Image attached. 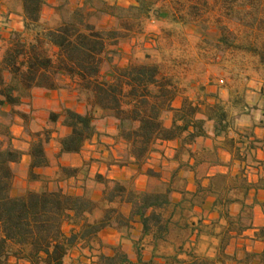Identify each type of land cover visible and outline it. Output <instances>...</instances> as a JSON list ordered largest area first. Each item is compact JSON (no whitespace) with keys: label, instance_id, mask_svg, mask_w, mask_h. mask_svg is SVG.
Wrapping results in <instances>:
<instances>
[{"label":"trees","instance_id":"obj_1","mask_svg":"<svg viewBox=\"0 0 264 264\" xmlns=\"http://www.w3.org/2000/svg\"><path fill=\"white\" fill-rule=\"evenodd\" d=\"M68 1L64 0L60 8L67 6ZM79 1L81 4L70 8L69 16L61 24L45 28L41 24L45 1L23 0L24 31L14 32L8 42L0 38V47L4 45L0 57V264H67L72 251L80 245L92 254L99 249L96 264H227L228 260L233 264H264V248L260 253L246 252L242 260L226 254L230 235L252 229L245 224L243 212L235 219L228 211L223 215L228 230L220 258L194 257L184 252L183 246L180 253L155 256L178 223L179 208L173 205L169 189L138 192L98 175L97 182L105 185L103 201L109 205L127 204L131 212L127 218L118 208L109 207L95 222L90 221V216L97 209V202L86 196L47 189L12 195L15 180L12 165L22 160L23 152L13 147L11 127L16 120L31 125L30 116L18 108L36 89L57 91L66 85L77 97L87 96L85 113L64 107L61 112L50 114V125L61 124V129L68 130L58 141L62 154H80L98 135L99 119L112 118L117 122L118 140L127 145L128 158L140 167L161 152L166 142L180 141L181 154L206 135L207 121H214L216 136L230 127L229 114L220 104L210 105L203 112L185 98L182 107L175 109L173 103L179 97V88L158 64L113 65L116 47L126 37L125 33L138 26L142 18H162L167 0H134L136 5L129 7L109 0ZM200 6L194 5L192 10H199ZM177 7L179 11L181 6ZM221 8L222 20L237 24L241 33L234 35L220 24L216 46L244 50L264 65V0H222ZM95 15L111 17L125 28L100 30L91 22ZM243 37L245 42L238 43ZM168 114L173 116L169 127ZM199 115H205L206 119L198 118ZM32 128L27 129L34 139L29 178L39 181L40 175L35 170L50 165L46 144L53 130L33 132ZM78 172L60 167V173L67 177ZM146 173L160 177L151 168ZM200 189V193L206 194L210 187ZM135 220L142 226V236L152 238L154 255L150 260L139 254L134 262L122 246H109L111 254L102 251L107 247L99 238L102 231L131 227ZM66 224L73 226L69 233L64 230ZM255 238L264 244V226L257 229Z\"/></svg>","mask_w":264,"mask_h":264},{"label":"crops","instance_id":"obj_2","mask_svg":"<svg viewBox=\"0 0 264 264\" xmlns=\"http://www.w3.org/2000/svg\"><path fill=\"white\" fill-rule=\"evenodd\" d=\"M45 1L50 3L48 0ZM109 1L117 2L123 7L136 5L134 0ZM122 1L126 4H122ZM49 7V5H44V12ZM16 18L20 19V26L16 29H9L11 32L8 35L0 31L2 40L8 42L14 32L24 31L23 12ZM262 92L260 88L256 102L259 104L248 102V107L252 110L246 108L239 115L234 135L229 131V127L222 135L216 136L214 121H207L206 135L198 138L193 145L188 147L191 151L188 152L187 158L183 159L182 154H179L180 141L166 142L161 147V152L152 156L146 165L147 168L140 167L128 158L127 145L118 140L117 122L112 118L96 122L98 135L86 145L80 154L61 153L58 140L55 139L68 134V130L62 127V134L58 136L53 133L50 142L46 144V154L50 165L35 170V173L40 175L39 181L29 179L32 163L30 149L34 139L27 133L28 126L23 121L16 120L11 127L12 144L15 149L23 152V157L19 163L12 165L15 173L13 187L18 192L14 196L25 194L23 190L27 191L28 188L31 191H39L44 184H47L51 191L61 190L68 195L89 198L91 196L92 200L98 202L103 201L105 190V185L96 181L98 175L120 182L128 189L138 192H152V181L162 180L166 184L165 191L171 190L173 205L179 208L180 212L184 209V212H189L188 223L192 228H196L190 242V253L202 252L210 258H217L228 230L227 220L223 216L227 211L235 219L242 213L245 205H249L255 213L260 212L264 219V105H262L264 96ZM67 98L69 96H66L62 89L57 91L36 89L18 110L30 116L31 126L34 127L33 132H44L54 127L49 124L52 112H61L64 107L72 108ZM182 102L181 98H177L173 107L180 109ZM254 107L263 109L256 111ZM198 118L206 119V116L199 115ZM171 124L172 120L166 122L168 127ZM205 149L209 154L205 153ZM60 167L78 169L79 172L73 177H67L60 173ZM82 168L86 169V173L82 171ZM148 168L159 173L160 177L147 175ZM220 175L226 178L223 190L212 194L199 192L200 188H208ZM178 180L181 181L182 186H179ZM90 187L96 190V196L91 195ZM109 207L118 208L127 218L130 216L131 207L127 204L109 205L106 203V209ZM217 223L220 224L219 229L215 225ZM249 224L252 229L242 234L233 233V236H249L250 241L260 245V249L255 251V253H260L264 244L255 238V234L258 228L264 226V221L257 224L254 219H251ZM72 228L73 226L70 225L67 231L65 227L64 230L69 233ZM204 229L210 232L204 233ZM134 232L138 234V237L131 235L132 238L128 239H137L133 240V247L137 250L136 258L128 250L124 239L126 233ZM99 238L107 247L122 246L134 262L137 261L139 254L142 257L143 253H147V250L141 249L146 247L147 239L151 243L152 253L154 251L152 238L142 236V226L136 220L131 223V227L107 228L100 233ZM235 241V238L231 239L226 248V253L231 254L232 257L237 254L236 249L230 250L231 245H236ZM108 254H111V251ZM82 255L91 258L87 263L96 264L97 258L82 245L72 251L69 259L77 264L80 259L83 260ZM183 257L186 258V256ZM151 258L152 255L143 259L148 261Z\"/></svg>","mask_w":264,"mask_h":264},{"label":"rangeland","instance_id":"obj_3","mask_svg":"<svg viewBox=\"0 0 264 264\" xmlns=\"http://www.w3.org/2000/svg\"><path fill=\"white\" fill-rule=\"evenodd\" d=\"M48 2L50 3H46L45 1V5H49L50 7L45 12L44 8L42 11L41 24L45 28L58 26L61 24L63 18L69 16L70 8L81 4L79 0H69L67 6L60 8V6L64 5V0H48ZM121 3L126 4L124 1ZM221 3L222 0H167L163 4L164 13L162 18H151L150 20L142 18L138 26L131 27L132 31L125 33L126 37L116 47L117 53L113 58V65L126 67L133 63L158 64L163 74L173 77L180 91L178 98H181L183 102L185 98H188L194 104L200 106L203 112H207L210 105L220 104L224 106L225 111L230 116L229 131L234 135L237 119L241 112H244L246 108L252 110V108L248 107V102L256 105L259 104L256 102L259 98L258 90L260 88L264 96V65H261L256 58L244 50L218 48L216 46L218 40L217 33L220 34L221 32L220 26L222 25L220 24L226 25L234 35H240L241 33L237 24L222 20ZM177 4L181 6L179 11ZM197 4L201 5V9L192 10V6ZM22 12L23 0H0V25H2L0 26V31L8 35L11 32L9 29L18 28L21 21L16 17L22 14ZM184 21L185 23L183 24L182 22ZM91 22L103 31L125 28L124 26H120L117 20L104 15L93 16ZM243 38L238 40V43L245 42V37ZM3 47L4 45L0 47V57L3 56ZM65 86L62 90L66 96H69L67 102L72 104V109L85 113L87 109V96L77 97L78 95L75 92ZM262 109L254 107L256 111H261ZM259 111L258 114L260 113ZM98 116L100 117V114ZM166 116V122H170L173 118L171 114ZM29 127H31L30 124ZM52 130L58 136L62 133L59 126H54ZM55 140L59 141L60 138H56ZM189 151L191 149L183 150L181 153L183 159L187 158ZM206 152L209 154L207 149H205ZM122 161L124 162V160ZM145 168L147 167L145 166ZM82 171L86 173L85 168H82ZM178 184L182 186L180 180H178ZM225 184L226 178H217L209 186L208 193H219L223 190ZM151 187L153 191H165L166 184L162 180H153ZM44 189L50 190V186L44 184L39 191ZM90 190L92 191L91 195L96 196V190L92 187H90ZM28 191L31 190L29 188L27 191L23 190L24 193ZM16 193L18 194L17 189L13 187L12 195L14 196ZM105 210L106 203L98 201L97 209L90 216V221H98L103 216ZM184 211L185 209L181 210V212L179 211L176 217L178 223L173 226L172 233L168 236L167 242L161 243L157 248L155 256L161 257L180 253V246H183V251L194 257H209L202 252L196 253L194 250V252L190 253V242L196 228L194 229L189 225V212ZM235 212L234 214H236ZM242 212L245 224L247 225L251 219H254L257 224L260 221H264L260 212L255 213L249 205H245ZM215 225L217 229L220 228L219 223ZM69 226V224L65 225L66 231ZM203 231L204 233L210 232L206 229ZM131 235L135 238L138 237L136 232L126 233L124 237L125 244L128 250L133 253V257L136 258L137 250L133 247V243L137 239H133L134 241L128 239L132 238ZM226 236L227 233L224 239ZM234 238L236 239V245H231L230 250L236 249L237 254L232 257L231 254L226 253L229 258L242 260L246 252L255 253V251L260 249V245L254 243V241H250L249 236L234 237L232 234L229 236L228 245L231 239ZM145 245V248L140 247L143 250H147V253L142 254V258L153 256L154 251L152 253L150 249L151 243L149 239H147ZM98 251L99 249L96 248L94 257ZM102 251L107 254L110 252L108 247H105ZM220 257L221 252H219L217 258ZM82 259L77 264H89L87 261L91 258L87 255H82ZM157 261L161 262L159 258H157ZM67 264L74 263L71 259H68ZM227 264H233L232 260H228ZM253 264L257 263L254 262Z\"/></svg>","mask_w":264,"mask_h":264}]
</instances>
